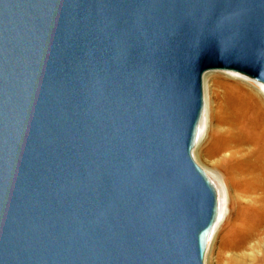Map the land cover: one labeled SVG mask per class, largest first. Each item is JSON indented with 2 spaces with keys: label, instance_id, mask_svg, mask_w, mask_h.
Wrapping results in <instances>:
<instances>
[{
  "label": "water",
  "instance_id": "water-1",
  "mask_svg": "<svg viewBox=\"0 0 264 264\" xmlns=\"http://www.w3.org/2000/svg\"><path fill=\"white\" fill-rule=\"evenodd\" d=\"M209 71L264 85V0H0V264H204Z\"/></svg>",
  "mask_w": 264,
  "mask_h": 264
},
{
  "label": "rangeland",
  "instance_id": "rangeland-1",
  "mask_svg": "<svg viewBox=\"0 0 264 264\" xmlns=\"http://www.w3.org/2000/svg\"><path fill=\"white\" fill-rule=\"evenodd\" d=\"M262 94V84L235 72L209 71L203 77L201 121L205 133L192 154L213 182L224 207L207 245L204 264H264V211L249 208L237 197L244 185L232 179L235 171L251 170L254 165L227 161L233 137L225 133L230 121L242 119L249 123L244 128L247 138L264 148V130L255 131L263 127L264 111L259 108ZM261 172L264 174V166Z\"/></svg>",
  "mask_w": 264,
  "mask_h": 264
},
{
  "label": "bare ground",
  "instance_id": "bare-ground-1",
  "mask_svg": "<svg viewBox=\"0 0 264 264\" xmlns=\"http://www.w3.org/2000/svg\"><path fill=\"white\" fill-rule=\"evenodd\" d=\"M259 108L264 111V94H262V98L259 99ZM247 124L249 123L244 122V120L242 119L235 118L230 121L227 129L225 130V133H227L228 135L230 134V136L233 137L232 144L230 145L226 154L227 161H234L235 163H245L250 166L254 165V168L251 170L244 169L242 172L235 171L232 179L239 185H241V183L242 185H244V188H241V190L236 193V196L244 199L246 201V205L249 208L251 207L256 211H264V174L261 172V168L262 166H264V148H260L259 145H257L256 143H252V140L247 138V131H245L244 129L246 128L245 126ZM262 124L263 127L261 130H255L257 131V133H262V131L264 130V119ZM204 133L205 128L202 125V121H200L196 142L203 136ZM219 196L217 194L219 207L218 218L212 232H214L215 228L219 224L221 217H223L224 214V207L221 204ZM212 232L211 234H213ZM210 238H212L211 235L209 237V240Z\"/></svg>",
  "mask_w": 264,
  "mask_h": 264
}]
</instances>
